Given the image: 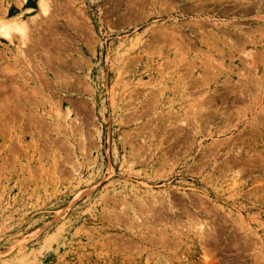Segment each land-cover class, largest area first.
I'll list each match as a JSON object with an SVG mask.
<instances>
[{"label": "rangeland", "instance_id": "rangeland-1", "mask_svg": "<svg viewBox=\"0 0 264 264\" xmlns=\"http://www.w3.org/2000/svg\"><path fill=\"white\" fill-rule=\"evenodd\" d=\"M56 1L57 71L0 39V264H264V0Z\"/></svg>", "mask_w": 264, "mask_h": 264}, {"label": "bare ground", "instance_id": "bare-ground-1", "mask_svg": "<svg viewBox=\"0 0 264 264\" xmlns=\"http://www.w3.org/2000/svg\"><path fill=\"white\" fill-rule=\"evenodd\" d=\"M139 1V0H138ZM143 1V0H142ZM153 3L157 5V3H159V0H152ZM136 2V0L134 1ZM134 2L132 3L133 5H136L134 4ZM24 4H28L29 3V0H24L23 1ZM61 5V4H60ZM59 3L56 1V0H39L38 2V6H39V14L38 15H35V16H32V18L28 19V20H25L26 18L24 17L23 14H18L14 17H12V10L10 11V9H1L0 11L2 12V17H0V39H6L8 40L11 44H15V41L18 39L21 43H20V47H19V55L20 57H22L25 61H26V64H28L29 66H32V62L33 60H31L29 56H31L33 54V56L35 55L36 50L38 48H40L39 50L41 51L39 54L42 55V52H43V55L44 57L46 56L47 58V61L46 62H49L48 63V66L49 68L53 70L54 66H52V63L51 60L52 58H54L53 56L51 57L50 54H49V49H50V46H48V48H45L46 44H45V40H44V37L43 36H46V34H48L49 36H54L53 38H55V36H59L60 34L56 32H54V28L55 26L53 27V30H52V26H50L51 30L47 29L46 30L43 28V26L45 27L44 24H50L48 23V21L51 22V24H56L55 22L58 21L60 18H61V15L64 13L67 14V17L66 20H69V22H76L77 20H74V16H72L70 14V12H68L67 10H65L63 7L64 6H60ZM131 5V6H133ZM1 6L3 7L4 5L1 4ZM138 6V5H137ZM155 6V5H154ZM146 7V6H144ZM135 8V15L138 16L140 15L141 13H144V11H140V9H137L136 7ZM134 10V9H133ZM132 11V10H131ZM31 12V10L28 11V13ZM132 12V13H134ZM82 13V12H81ZM45 18H43V17ZM66 17V15H65ZM40 18V19H39ZM76 19V18H75ZM74 20V21H73ZM74 22V23H75ZM197 22V21H196ZM74 23H72V25H74ZM79 24V22H77ZM76 24V23H75ZM198 24V26L200 25L199 23H196ZM75 26V25H74ZM191 26V24H190ZM197 26V27H198ZM76 27V26H75ZM79 27V25H78ZM196 27V25L194 26ZM201 27V25L199 26ZM43 28V29H41ZM56 30V29H55ZM60 32V31H59ZM79 32V31H78ZM77 32V33H78ZM46 33V34H45ZM45 34V35H44ZM59 34V35H58ZM162 37L164 38H167V39H171L172 41L175 42V34L174 32H166L165 34H162ZM47 39V38H46ZM52 39V38H51ZM48 40V39H47ZM55 41V40H53ZM49 41H47L48 43ZM56 42V41H55ZM53 43V42H52ZM56 44H58L56 42ZM60 44V43H59ZM61 47V46H60ZM48 49V50H47ZM52 49V48H51ZM77 49V48H76ZM53 50V49H52ZM51 51V50H50ZM76 51V50H75ZM78 52V50L76 51ZM51 53V52H50ZM38 55V54H37ZM58 55V54H57ZM39 56V55H38ZM60 56V55H59ZM40 57V56H39ZM34 58V57H32ZM59 58V57H58ZM43 59V57H42ZM61 59V58H59ZM35 60L38 61V66L41 67V74H43L42 72L46 69H48L47 67H45L47 64L45 63V60H44V63H42V60H38L36 57H35ZM62 60V59H61ZM59 60V61H61ZM36 61V62H37ZM53 61V59H52ZM57 61V59L55 60ZM63 61V60H62ZM83 62V60H82ZM34 63V62H33ZM51 66V67H50ZM35 67V66H33ZM32 69V68H31ZM35 69V68H34ZM57 69V68H56ZM50 71V70H49ZM51 71V72H52ZM57 71V70H55ZM40 72V71H39ZM38 72V73H39ZM46 72V71H45ZM37 73V71H36ZM54 75V74H53ZM56 75V73H55ZM67 76L69 74H66ZM42 76H46L45 74H43ZM70 76V75H69ZM55 77V76H54ZM72 77V76H71ZM43 78V77H42ZM47 78V77H46ZM58 78V82H55L56 84L59 83V84H62L63 83L66 85H64L66 88L67 86L69 87V84H71V80L69 79V77H67L68 80H70L68 83H67V79L64 81H61L63 80L61 78V76H57ZM39 79V77H38ZM56 80V78H54ZM31 80V79H30ZM73 80V79H72ZM39 81V80H38ZM41 82V81H40ZM39 82V83H40ZM42 83V82H41ZM58 84V85H59ZM61 85V87H62ZM71 86V85H70ZM70 88V87H69ZM64 89V88H63ZM65 91H67L65 89ZM47 95V98L50 99V97H48V94ZM200 101V100H199ZM204 104V102H202ZM202 104V106H203ZM197 105V104H196ZM3 107V105L0 104V110L1 108ZM197 107V106H196ZM204 107V106H203ZM201 108V107H200ZM205 108V107H204ZM202 109V108H201ZM195 110V109H194ZM203 112V110H202ZM1 113V112H0ZM197 113V112H196ZM199 114V113H198ZM70 115H71V112L67 113V116L65 117V119L67 118H70ZM196 115V114H195ZM194 115V116H195ZM0 117H2L0 115ZM196 117V116H195ZM68 120V119H67ZM70 120V119H69ZM198 122V121H197ZM183 123V122H182ZM66 125L68 126H71L70 122L69 121H66ZM69 129H72V127H68ZM82 129V128H81ZM238 182L236 181L235 184H237Z\"/></svg>", "mask_w": 264, "mask_h": 264}]
</instances>
